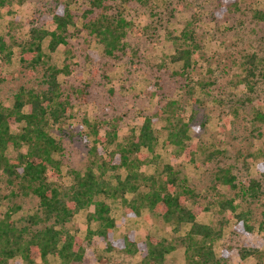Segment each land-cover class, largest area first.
I'll return each instance as SVG.
<instances>
[{
	"label": "trees",
	"instance_id": "1",
	"mask_svg": "<svg viewBox=\"0 0 264 264\" xmlns=\"http://www.w3.org/2000/svg\"><path fill=\"white\" fill-rule=\"evenodd\" d=\"M14 1L0 0V16L1 9L13 13L10 5ZM118 1L124 7L133 2L148 6L154 0H89L90 8L81 16L84 21L81 28H77L72 0H55L44 10L36 11L26 38L16 39V31L21 28L17 22L9 25L6 36L0 32V61L12 63L17 48L21 67L40 78L38 88L21 86L13 95L11 106L0 105V179L11 188L12 195L39 201L35 213L27 216L24 223L14 219V214L20 210L18 205L0 214V264H51V258L56 259L57 264H108L106 261L115 253L139 257L140 264H166L168 256L176 251V245L152 235L138 241L134 232L117 237L118 225L112 216L110 200L121 203L126 217H139L147 209L174 226L175 232L189 225L190 230L182 242L185 264H220L214 243L223 238L225 223L213 226L199 222L200 215L209 208L192 203V198L197 196L195 191L187 187L180 171L166 163L159 152L160 147L173 148L177 155H185L189 163H196L199 148L189 143L192 139L190 121L194 116L186 121L185 109H180L176 101H170L155 115L144 116L141 125L131 128L122 138L120 119L96 118L92 122L86 118L84 125L88 133L82 135L88 148L86 166L82 170L70 166L66 173L69 181L63 182L65 145L62 136L69 124L72 102L62 88L60 77L71 73V52L67 50L68 59L63 68H59L50 64V55L43 44L49 39L48 50L54 54L60 46H67L70 29L75 28L77 32L84 30L95 37L103 46L105 56L115 59L118 53L124 54L130 22L122 11L110 13L113 3ZM97 11L98 16L90 18ZM255 17L264 21V12H257ZM174 41L176 50L170 60L177 68L171 72L189 80L201 48L189 29L182 31ZM236 65L243 71L239 84L246 92L236 98L235 104L244 109L258 95V82L264 80V57L252 54ZM4 81L0 78V84ZM186 86L193 96L195 87L191 81ZM82 93L81 89L78 94ZM238 107L232 110L235 114ZM253 118L264 123V112L255 111ZM160 122H165L161 128L157 127ZM208 154L206 162L210 164L224 152L215 150ZM240 158L247 168L255 163L260 173L259 179L241 183V191L245 198L258 199L264 191V149L247 150L238 155V160ZM234 167L233 164L217 166L213 184L238 189ZM219 195L216 198L219 211H232L235 234L247 236L238 255L243 261L252 257L261 264L264 212L256 229L249 210L241 209L235 200L222 199L220 192ZM83 211L87 212L88 224L84 238L68 227ZM230 253L225 248L223 255L228 257Z\"/></svg>",
	"mask_w": 264,
	"mask_h": 264
},
{
	"label": "rangeland",
	"instance_id": "2",
	"mask_svg": "<svg viewBox=\"0 0 264 264\" xmlns=\"http://www.w3.org/2000/svg\"><path fill=\"white\" fill-rule=\"evenodd\" d=\"M54 1L15 0L10 5L13 13L1 9V34L6 36L9 25L17 22L21 28L16 31V39L26 38L36 11L44 10ZM88 2H71L77 28L82 27L84 21L81 16L90 8ZM171 2L154 0L148 6L133 2L124 7L119 1L113 3L110 13L122 11L130 22L124 39L127 51L118 53L115 59L105 56L103 46L84 30L77 32L71 28L67 46H60L54 54L49 53V39L44 42V50L50 55V64L59 68H63L68 59L67 50L71 52V73H64L60 77L62 88L71 96L72 102L69 124L62 136L65 145L62 156L63 182L69 181L66 173L70 166L80 170L86 166L88 148L87 142L82 139V135L88 133L84 125L86 118L92 122L96 118L120 119L119 134L122 138L131 128L139 127L144 116L155 115L160 108H166L170 101H176L180 109H185L183 115L186 121L194 116L190 121L192 139L189 143L199 148L195 156L196 163H189L185 155H177L173 148L160 147L159 152L166 163L180 171V177L187 187L195 191L197 196L192 198V203L209 208L200 215L199 222L213 226L222 221L225 223L223 238L214 243L220 264H258L257 259L250 257L243 261L238 255L247 242V236L235 234L233 212H220L216 198H219L220 192L222 199L235 200L241 209L251 212L253 224L256 229L259 228L264 212V191L258 199L245 198L241 183L259 179L260 173L255 163L245 167L242 158L238 160V155L247 150L264 149V123L253 118L255 111L264 112V80L258 82V95L244 109L236 106L235 100L246 92L244 86L239 84L243 71L236 63L252 54L264 57V21L255 17L257 12H264V0ZM98 13L92 14L90 18L95 19ZM188 29L201 48L195 59L196 65L188 75L189 80L184 79L186 76L181 78L171 72L177 66L171 65L170 60L176 50L174 38ZM18 52L16 48L12 63L0 61V78L5 80L0 84V105L5 107L12 105V97L21 86L38 88L40 83L38 75L32 76L21 67ZM161 65L167 68L163 69ZM190 81L195 87L193 96L188 93L186 86ZM81 89L84 93L78 94ZM237 107L235 114L232 110ZM164 123H158L157 127L161 128ZM215 150L223 151L224 154L208 164V153ZM231 164L236 166L234 173L238 189L216 187L213 184L214 170L219 165ZM11 191L5 180L0 179V214L18 205L20 210L14 214V219L24 223L27 216L35 213L39 201L19 194L14 196ZM109 204L118 225L117 237L134 232L138 241L145 240L148 235L166 239L176 245V251L168 256L166 264H185L182 242L190 230L189 225L175 232L174 226L147 209L139 217L130 218L125 216L119 201L110 200ZM68 227L84 238L88 229L87 212L79 213ZM225 248L231 252L228 257L223 255ZM50 260L51 264L58 263L56 259ZM139 260V257L115 253L106 262L140 264ZM261 264H264V256Z\"/></svg>",
	"mask_w": 264,
	"mask_h": 264
}]
</instances>
